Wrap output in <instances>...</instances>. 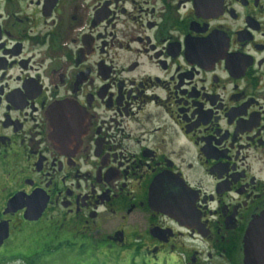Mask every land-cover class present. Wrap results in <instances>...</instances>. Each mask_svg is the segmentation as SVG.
Masks as SVG:
<instances>
[{"label": "flooded vegetation", "instance_id": "af4514ba", "mask_svg": "<svg viewBox=\"0 0 264 264\" xmlns=\"http://www.w3.org/2000/svg\"><path fill=\"white\" fill-rule=\"evenodd\" d=\"M253 221L264 0H0V250L244 264Z\"/></svg>", "mask_w": 264, "mask_h": 264}, {"label": "rangeland", "instance_id": "374dc122", "mask_svg": "<svg viewBox=\"0 0 264 264\" xmlns=\"http://www.w3.org/2000/svg\"><path fill=\"white\" fill-rule=\"evenodd\" d=\"M36 237V242L30 243L31 247L19 249L20 253L13 246L4 247L0 250V264H100L93 256L88 261H82L75 245L68 242L58 244L61 241H54L47 232L41 231Z\"/></svg>", "mask_w": 264, "mask_h": 264}, {"label": "water", "instance_id": "95a60500", "mask_svg": "<svg viewBox=\"0 0 264 264\" xmlns=\"http://www.w3.org/2000/svg\"><path fill=\"white\" fill-rule=\"evenodd\" d=\"M39 212H37L36 218ZM257 227L256 221H253L248 229V243L246 241L244 249V264H264V246L259 239L264 232L258 230ZM251 238H253L252 243L249 241Z\"/></svg>", "mask_w": 264, "mask_h": 264}]
</instances>
